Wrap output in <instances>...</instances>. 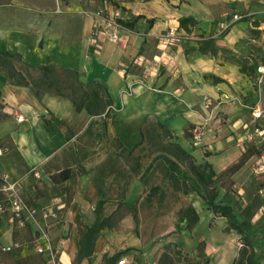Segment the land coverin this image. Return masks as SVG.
<instances>
[{"label":"crops","instance_id":"crops-1","mask_svg":"<svg viewBox=\"0 0 264 264\" xmlns=\"http://www.w3.org/2000/svg\"><path fill=\"white\" fill-rule=\"evenodd\" d=\"M263 8L264 0L0 2V103L5 115L0 121V174L2 177L7 175L11 181H20L37 200L43 197L38 195L34 183L49 190L59 185L73 190V199L68 204L66 201L52 203L49 208L58 211L60 219H51L46 224L48 238L61 264H108L106 258L115 253L128 255L134 251L114 238L125 235V228H120L119 232L105 229L96 242L94 253L78 263L80 233L87 224L89 212L86 209L91 207L89 194L99 192L96 171L87 163L84 164L86 170L69 181L56 184L51 178L66 166L62 157L68 145L83 134L92 121L104 115L93 116L86 110L78 112L69 97L54 91L37 93L31 83L26 84L10 73L4 65L7 59L4 53L19 55L31 66L27 68L19 62L23 66L19 68L12 63L23 72L27 81L31 71H36L37 76H33L38 78L41 71L51 73L56 69H71L77 71L83 85L95 80L103 82L113 99L110 119L139 125L160 122L178 136L181 143L182 139L186 140L184 129L195 124L202 130V142L198 147L185 145V149L194 155L196 163L209 162L219 173L236 161L249 145L260 147L258 142L246 143L243 147L238 141L247 126L264 124L263 119L253 117L252 111H246V108L264 109V85L259 88V98L245 100L240 97V88L245 82L247 85V80L239 65L226 53L246 56L249 45H256L262 49L264 57V21L255 22L260 19ZM99 12L108 19L141 18L133 28L123 26L119 30L120 39L114 41L109 35L108 21L97 17ZM234 14L243 17L220 33V24L231 21ZM181 17H193L195 23L189 24L188 28L180 26L185 36L172 47L174 66L146 73L142 64L153 60L164 48L160 35L169 27L180 25ZM250 27L259 30L258 39L250 38ZM210 38L217 48L216 53H202L199 49L202 41ZM216 78L222 81H216ZM208 100L211 101L209 107ZM250 100L256 101V105L250 107ZM21 116L22 121L18 119ZM255 158L259 164L258 156L250 160ZM249 163L246 162V168ZM258 170L256 175L264 177L260 166ZM190 201L200 216L197 225L205 216L207 225L215 219L216 228L222 230L228 226V220L216 216L198 195H191ZM247 201L250 198L246 196V204ZM58 205L62 206L59 210ZM132 217L128 214L120 220V225L123 227L124 221L132 222ZM263 218L264 203L253 212L252 222L258 223ZM27 225L34 233L40 232L34 220L29 219ZM13 227L11 212H0V241L5 246L14 243ZM225 232L238 236L234 230ZM39 236V243H47L42 233ZM209 244L222 251L217 241ZM255 251L259 264H264V239ZM39 254L48 264V252Z\"/></svg>","mask_w":264,"mask_h":264},{"label":"rangeland","instance_id":"rangeland-1","mask_svg":"<svg viewBox=\"0 0 264 264\" xmlns=\"http://www.w3.org/2000/svg\"><path fill=\"white\" fill-rule=\"evenodd\" d=\"M260 21H264V8L260 19L257 18L255 22L259 24ZM248 31L250 38H259V30L250 27ZM249 47L252 50L248 49L246 56L224 52L233 63L239 65L240 70H244L247 85L246 82L242 84L240 97L245 100L248 97L259 98V88L263 87L259 84L257 73L258 63L264 61L263 51L256 45ZM11 62L23 68L18 61ZM31 74L37 76L38 73L31 71ZM255 105L256 101L250 100L249 106ZM2 106L0 103V119ZM246 111H253V108H246ZM103 117L92 121L85 132L68 145L62 163L64 166L72 164L77 172L86 170L84 164L90 163L91 169L96 171L99 192L91 191L89 194L91 207L86 209L89 212L86 223L94 219V210L100 198L107 200L100 218L119 208L115 218L117 224L113 229L119 232L120 228H125L126 234L121 237L115 235L114 238L123 241L130 246L128 249L134 251L122 255L111 264H231V259L241 248L240 243L245 242L239 233L238 236L227 235L226 228L220 230L215 227L218 225L215 219H211L207 225L205 216L196 228L188 230L185 227V208L192 205L191 195L200 197L201 186L189 167V159L182 156L179 146L184 149L185 145L198 147L194 144V133L190 138L182 139L181 143L178 136L157 121L139 125L109 118L107 125H104ZM185 150L197 161L189 150ZM255 151L253 156L260 157L263 147ZM250 159L247 168L245 163L232 177L226 175L222 178L225 188L219 186L220 181L214 184L219 191L218 200L234 207L238 221L244 217L252 218L253 212L264 203V177L256 175V172H260L257 171L258 159ZM172 175L181 181L179 186ZM4 183L0 174V199L5 196L2 191ZM33 185L43 198H34L35 195H31L23 184L21 193L36 210V218L42 221L39 226L46 231V224L51 219L43 220L41 211L52 207L53 202L66 201L65 204H68L74 192L64 185L55 186L52 190L41 188L37 183ZM246 196L250 198L247 204ZM128 214L133 216L132 222L124 221L122 227L120 220ZM254 231L253 235L250 234V240L256 248L264 239V218L255 223ZM40 234L41 231L34 233L28 225L22 230L13 227L14 243L5 246L0 241V264H46L36 252ZM213 240L221 244L222 251L210 246L209 242ZM122 259L124 262L120 263Z\"/></svg>","mask_w":264,"mask_h":264},{"label":"trees","instance_id":"trees-1","mask_svg":"<svg viewBox=\"0 0 264 264\" xmlns=\"http://www.w3.org/2000/svg\"><path fill=\"white\" fill-rule=\"evenodd\" d=\"M140 18L141 16H136L132 19L117 18V21L125 27L133 28L135 23ZM150 22L152 23L153 20H150ZM194 23L195 20L193 17L180 18L181 27L188 28L189 24ZM199 49L202 53L211 52L212 54H215L217 50L213 39L211 38L202 41ZM140 51H143V49L141 48ZM4 55L7 58L4 61V65L6 68H8L10 73L13 74L17 79L24 81L26 84L31 83L36 88L37 93L43 91H54L58 94L65 95L74 102L78 112L86 110L90 115L93 116L104 115L103 123L104 125H107V119L111 117V111L113 110V99L106 84L95 80L91 83H88L87 85H83L78 79L77 71L71 69H56L51 73L41 71V74L38 78H35L29 73L27 74L29 81H27L23 72L16 69V67L12 65L11 61L15 60L21 62L27 68L31 66L23 62L19 55H12L9 53H4ZM242 71L244 72V70ZM216 81L222 80L220 78H216ZM4 117L5 115L2 114V119ZM2 119H0V121ZM158 124L166 128L164 124L160 122H158ZM195 128V124H189L184 129V138H190L193 135ZM256 148L260 147H257L253 144L249 145L236 161L217 173L209 162L200 164L196 163L193 156L184 148L179 146L182 156L189 159V167L193 171L196 180L201 186V192H199L200 197L207 203L209 209L216 216H222L228 220V226L226 227L227 232L234 230L239 233L241 238H243L245 241L240 243L241 248L238 252V255L234 258L231 264H259L255 248L250 240V234L253 235L255 233V223L252 222L251 217H244L241 221H238L236 219L234 207L227 202L218 200L219 191L214 184L217 181H220L219 186L225 188L222 178L226 175L232 177L234 173L239 171L250 159V157L255 154ZM82 171L77 172L70 165H66L58 173L52 174L51 178L54 183L58 184L69 181L70 179L76 177L77 174L82 173ZM172 176L175 183L179 186L181 181L176 176ZM184 191L187 192V189H184ZM106 203L107 200L105 198H100L97 201L96 208L94 210V219L86 224L85 229L80 234L79 249L77 254L78 263H80L83 259L90 257L94 253L96 242L99 239L101 232L105 229H113L117 224L115 222V218L119 211L118 207L108 216L100 218ZM184 212L187 221L186 228L188 230H192L200 220L199 213L193 205L187 206ZM122 254L123 252L115 253L113 256L106 258V262H108V264L117 262Z\"/></svg>","mask_w":264,"mask_h":264},{"label":"built area","instance_id":"built-area-1","mask_svg":"<svg viewBox=\"0 0 264 264\" xmlns=\"http://www.w3.org/2000/svg\"><path fill=\"white\" fill-rule=\"evenodd\" d=\"M97 17L104 18L108 21L109 24V35L110 38L114 41L120 39L119 30L123 27L116 18H106L101 12L97 13ZM242 14H234L231 21H225L220 24V33L226 32L234 22L242 19ZM99 24V23H98ZM185 35L181 33L180 25H173L169 29L163 32L160 35V43L164 46L162 52L155 57L153 60H146L144 66L146 73H151L153 70H160L163 67H173L174 66V56L172 54V47L184 37ZM143 63V62H142ZM257 73L259 76V84L264 85V62L260 63L257 66ZM211 104V101H207V107ZM252 115L256 120H264V109L263 108H254ZM20 121L23 120V117L18 118ZM203 133L201 128L197 127L194 131V144L200 146L202 142ZM258 142L260 146L263 147V153L259 159V166L261 171L264 174V124L257 123L254 125H249L244 131L243 136L239 138V145L245 147L246 143ZM36 173V172H35ZM5 183L3 185L2 191L4 193V198L0 199V212L10 211L11 212V222L17 228H24L27 226L29 219L34 220L38 227L41 228L40 231L42 235L47 239V243H39L36 247L38 253L48 252L49 262L48 264H61L60 259L57 254L54 252V248L50 243L48 234L45 229L39 224L42 221H38L36 218V210L30 206L28 200L21 193V182L20 181H11L8 179V176H3ZM62 206L58 205V210ZM43 220L53 219L58 220L59 212L53 208H47L46 210L41 211ZM124 260H120V263H123Z\"/></svg>","mask_w":264,"mask_h":264}]
</instances>
